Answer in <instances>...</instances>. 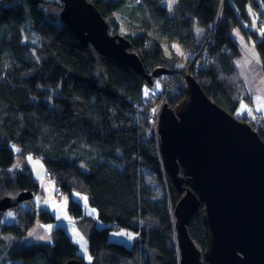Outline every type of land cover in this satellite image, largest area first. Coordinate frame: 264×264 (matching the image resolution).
I'll list each match as a JSON object with an SVG mask.
<instances>
[{"label": "trees", "instance_id": "1", "mask_svg": "<svg viewBox=\"0 0 264 264\" xmlns=\"http://www.w3.org/2000/svg\"><path fill=\"white\" fill-rule=\"evenodd\" d=\"M87 1L106 20L111 35L128 41L146 76L157 70L168 77L177 74L181 56L172 50L174 44L184 53H198L196 82L212 102L234 115L244 82L231 35L245 30L240 21L248 20L249 8L264 18V0ZM61 11L60 0H0V201L33 195L10 209L16 212L15 221L0 228V264H180L173 211L182 195L148 137L149 101L143 95L148 83L92 46L83 47L62 22ZM213 25L215 31L209 32ZM252 34L264 74V35ZM194 68L192 62L190 70ZM171 98L169 105L175 106L184 93ZM252 128L264 142V121ZM28 156L42 159L55 188L68 197L85 195L97 210L102 229L82 215L79 202L68 199L70 214L86 230L91 227L90 263L78 256L63 228L51 233L52 243L15 245L37 220H54L48 209L33 203L42 189ZM5 212L0 211V219ZM120 228L132 230L143 243L126 247L109 242L110 231ZM188 232L203 253L202 207Z\"/></svg>", "mask_w": 264, "mask_h": 264}, {"label": "water", "instance_id": "2", "mask_svg": "<svg viewBox=\"0 0 264 264\" xmlns=\"http://www.w3.org/2000/svg\"><path fill=\"white\" fill-rule=\"evenodd\" d=\"M60 1V18L83 47L90 45L99 55L124 64L148 84L167 73L157 70L146 76L128 41L109 33L93 4ZM159 134L164 171L182 194L174 208L180 264H264V142L258 132L212 102L188 76L184 99L174 108L164 105ZM32 198L22 193L2 199L0 211ZM200 207L207 240L203 253L188 232Z\"/></svg>", "mask_w": 264, "mask_h": 264}, {"label": "rangeland", "instance_id": "3", "mask_svg": "<svg viewBox=\"0 0 264 264\" xmlns=\"http://www.w3.org/2000/svg\"><path fill=\"white\" fill-rule=\"evenodd\" d=\"M172 4L175 2V0H171ZM171 8L168 11V14L171 15ZM260 16L254 14L251 9L248 10V20H241V24L244 27V31L242 32L239 29H235L232 32V38L236 43V46L239 51V56L237 57V63H239L240 67L243 69V72L241 73L243 76V79L241 78L242 82H244V91L243 94L240 96V101H243L238 104V107L236 109V114H238V111L241 112L244 107L245 111L240 115V117H237L234 113V116L238 118L239 120L242 118H245L247 123L252 127V125H256L260 127L264 121V74L262 71V64L261 59L259 56V52L256 46V40L253 37V34L251 32H256L258 36L262 37L264 35V20L262 22V25L259 26ZM216 24V22H215ZM124 31L122 27V22L118 21V30ZM110 33V31H109ZM247 33V34H246ZM211 44V43H210ZM209 47V44H208ZM172 50L175 51L179 56H181V63L179 64V70L175 71L177 72L176 75L164 78L168 76V73L162 74L158 77L157 82L154 83L156 86L153 90H151L152 94H155L159 92V90L162 88L163 81L165 85H167V89H171L174 82L177 81H184V77L186 75V68L190 67L192 65V62L194 61L193 57L195 56V51H182L180 46L174 44L172 47ZM131 52V51H130ZM133 53V52H131ZM168 53V52H167ZM135 54V53H134ZM169 55V54H167ZM248 67H251L252 72L246 71ZM245 69V70H244ZM248 70V69H247ZM246 71V72H245ZM180 73L183 75L179 76ZM246 74V75H245ZM179 76V77H178ZM164 79V80H162ZM178 90L182 91L180 86H177L173 92L166 97L165 94H161L160 96H152L150 97V101L148 104V111L149 113H153L156 111L157 108H159L161 104L167 103L170 104L171 96ZM253 96L255 98H253ZM247 97V98H246ZM165 98L166 100L163 101L162 99ZM169 100V101H168ZM254 100V101H253ZM247 105V106H246ZM171 107L173 105H170ZM242 121V120H241ZM151 127H156V122L152 123ZM153 139V138H152ZM12 150L14 153H18L19 150L15 147H12ZM28 166L30 167V170L33 174V176L37 179H46L50 180L49 178H46V169L42 162L41 158L34 157V156H28ZM42 191H39L36 196L33 199V203L38 207L42 209H48L52 216L54 217V220L50 222H41L40 220H37L33 228L22 238L15 242L16 246H30L35 243H52V237L51 233L57 229V228H63L66 233L68 234L72 244L76 246L78 255L82 258L83 261L86 263L91 262V254L89 251V245H88V238H87V232L91 230L90 228H85L84 224L79 223V220L75 219L69 212L68 209V199L71 197V200H77L79 205L82 208V215L91 218L94 220V225L98 229L104 228V225L100 222L98 219V212L97 210L89 205L88 198L85 195H78V194H72L70 197L63 192L61 193L58 189L55 190L53 199L56 198L59 200V202H55L54 200H49L47 203H43ZM182 195V194H181ZM60 197V199H59ZM16 219V212L13 210L6 211L0 219V228L3 223L10 224L13 223ZM109 242L111 243H118L121 245H124L126 247H131L133 243L135 242V234L132 230L126 229V228H120V229H113L110 231L109 234ZM6 264H21L20 261L13 262L8 261Z\"/></svg>", "mask_w": 264, "mask_h": 264}, {"label": "built area", "instance_id": "4", "mask_svg": "<svg viewBox=\"0 0 264 264\" xmlns=\"http://www.w3.org/2000/svg\"><path fill=\"white\" fill-rule=\"evenodd\" d=\"M260 25H262V23H259V26ZM215 29H216V27H215V25H213V26H211L210 27V29H209V32H213V31H215ZM210 43L212 44V39H211V37H210ZM191 67V66H190ZM190 67H188L187 69H186V75H188V73H190L191 75H193V76H197L196 74H197V71H196V67L194 68V69H192V70H190ZM198 70V69H197ZM185 75V76H186ZM180 76V75H179ZM178 76V77H179ZM182 77H184V74L182 75ZM162 80H164V79H162ZM177 80H178V78H177ZM175 81L174 82V84L172 85V88L171 89H167L166 90V87H165V84H164V82H166V81H163V85H162V88L159 90V92H157V93H155V94H152V92H151V90H153V86H155L154 85V83H153V85H152V87H147V86H144L143 87V95H144V98L147 100V101H150V97H152V96H160L161 94H163L165 91V96L164 97H166L167 98V96L172 92V90H174L177 86H180L181 87V89L183 88V84H182V80L181 81ZM157 82V81H156ZM155 82V83H156ZM164 105V103L163 104H161V105H159V106H161V107H159L160 108V110H161V108H162V106ZM159 108H157L156 109V111L155 112H153V113H149V111H148V126H149V131H148V135L150 136V137H152V138H154L155 139V141L156 142H158L159 141V134H158V116H159V114H158V111H159ZM160 112V111H159ZM157 114H158V116H157ZM153 122H156V127H151L152 126V123ZM59 199H60V197H59Z\"/></svg>", "mask_w": 264, "mask_h": 264}, {"label": "bare ground", "instance_id": "5", "mask_svg": "<svg viewBox=\"0 0 264 264\" xmlns=\"http://www.w3.org/2000/svg\"><path fill=\"white\" fill-rule=\"evenodd\" d=\"M263 20H264V18H260V19H259V21H260L261 23L263 22ZM263 24H264V22H263ZM198 57H199V56H198V53L195 52V56L193 57V59H194L193 64H194V66H195L197 69L200 68V63H199L200 60H198ZM187 68H188V67H187ZM187 68H186V69H187ZM180 76H182L181 73H180ZM188 76H191V77H193V78L195 79V76H193V75H191L190 73H188V75H186V76L184 77L185 83H184V81H182V84H183L182 91L178 90L177 92H179V93L183 92L184 95H185V89H186V77H188ZM164 78H168V76H166V77H164ZM157 79H158V77L153 78V79H152V83H151V84H147V87H152L153 83H155V82L157 81ZM155 87H156V86H154V88H155ZM165 87H166V90H167V85H165ZM165 92H166V91H165ZM165 92H164V93H165ZM171 93H172V92H171ZM171 93H170V94H171ZM170 94H169V95H170ZM169 95H168V96H169ZM183 99H184V98H183ZM183 99H182V100H183ZM162 100L165 101L166 99L163 98ZM182 100H181V101H182ZM181 101H180V102H181ZM180 102H179V103H180ZM179 103H177L176 105H178ZM165 104H168V102H167V103L165 102L164 105H165ZM164 105L162 106L161 110H160V108H159V111H160V112L158 111L159 116H158V114H157V116H158V134H159V121H160V114H161V111H162ZM168 105H169V104H168ZM176 105H175V106H176ZM169 106H170V105H169ZM175 106H172V107L170 106V107H171V108H174ZM160 107H161V106H160ZM148 137L152 139V137H150L149 135H148ZM160 138H161V137H160V134H159V141H158V142H156L154 138L152 139V140L154 141V143L156 144V147H157V150H158L159 155H160V152H159V148H160ZM160 158H161V156H160ZM161 162H162V160H161ZM162 167H163V165H162ZM163 169H164V168H163ZM180 170L183 171V169H180ZM164 172H165V171H164ZM165 173H166V172H165ZM183 173H184V171H183ZM166 174H167V173H166ZM167 175H168V174H167ZM57 189H58L61 193L64 192V191L62 190L61 187H56L55 190H57ZM181 197H182V196H181ZM45 200H47V199L45 198ZM53 200H54L55 202H57V203L59 202V200H57L56 198H54ZM7 211H8V210H7ZM173 217H174V211H173ZM65 232H66V231H65ZM66 234H67V233H66ZM67 235H68V234H67ZM176 235H177V234H176ZM68 237H69V236H68ZM69 239H70V238H69ZM70 242H71V240H70ZM71 243H72V242H71ZM135 243H136V244H142V243H143V240H140V241H136V240H135ZM75 247H76V246H75ZM77 254H78V253H77ZM78 256H79V255H78ZM79 257H80V256H79ZM80 258H81V257H80ZM81 259H82V258H81ZM71 261H72V260H71ZM77 261H79V260H77ZM80 262H81V261H80ZM20 263H21V262H20ZM67 263H68V262H67Z\"/></svg>", "mask_w": 264, "mask_h": 264}, {"label": "crops", "instance_id": "6", "mask_svg": "<svg viewBox=\"0 0 264 264\" xmlns=\"http://www.w3.org/2000/svg\"><path fill=\"white\" fill-rule=\"evenodd\" d=\"M249 9H251V8H249ZM252 10V9H251ZM252 12H253V10H252ZM195 32H197V30L195 31ZM198 33V32H197ZM252 33H255V34H257L256 32H252ZM201 36V35H200ZM201 38H202V36H201ZM238 56H239V54H238ZM237 56V57H238ZM237 57H236V59H235V65H236V69H237V72H238V74L241 76V78L243 79V76H242V72H243V69L240 67V65H239V63H237ZM248 69V70H247ZM246 69V71L248 72H252V69H251V67H248ZM245 70V69H244ZM245 71V72H246ZM246 75V74H245ZM253 98H255L254 96H253ZM254 101V100H253ZM241 102H243V101H240V103ZM247 106V105H246ZM245 108L246 107H244V109L241 111V112H239L238 111V114H236L235 113V115L237 116V117H240V115H242V113H244V111H245ZM39 182H40V186H41V189H42V193L44 194L43 195V198L45 197L46 199H47V201L46 202H44L43 200V203H47V202H49V200H53V195H54V192H55V184H54V182H53V180H46V179H40V180H38ZM42 198V199H43ZM73 200V199H72ZM73 201H75V200H73ZM75 202H78V197H77V200L75 201Z\"/></svg>", "mask_w": 264, "mask_h": 264}]
</instances>
